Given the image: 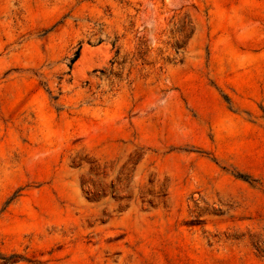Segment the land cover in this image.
<instances>
[{
    "label": "rangeland",
    "instance_id": "1",
    "mask_svg": "<svg viewBox=\"0 0 264 264\" xmlns=\"http://www.w3.org/2000/svg\"><path fill=\"white\" fill-rule=\"evenodd\" d=\"M0 264H264V0H0Z\"/></svg>",
    "mask_w": 264,
    "mask_h": 264
}]
</instances>
